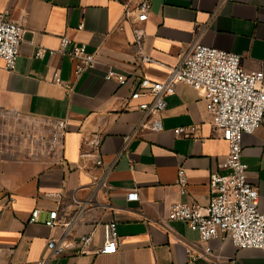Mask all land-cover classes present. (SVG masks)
Masks as SVG:
<instances>
[{"label": "crops", "instance_id": "obj_1", "mask_svg": "<svg viewBox=\"0 0 264 264\" xmlns=\"http://www.w3.org/2000/svg\"><path fill=\"white\" fill-rule=\"evenodd\" d=\"M124 1L0 0V11L23 16L29 29L16 68L5 69L0 59V264H38L47 255L48 239L63 235L86 203L67 233L66 252L49 264H264L263 249L237 248L220 239L210 241L209 257L193 258L189 247L198 242V233L181 221L171 222L173 230L159 223L176 201L210 203V175L228 152L204 91L179 83L166 96L163 128L135 133L143 117L139 102L148 97L131 99L136 81L120 85L105 77L114 68L161 80L167 65L178 63L195 41L240 54L247 69L264 70V0H151L141 25L143 49L152 58L147 62L136 55L130 24L118 28ZM62 36L85 43L96 53L97 67L75 78L71 59L50 53ZM38 47L47 50L42 57L35 56ZM56 72L61 84L54 80ZM11 114L67 120L64 160L13 143L1 128ZM188 125H195V137L174 132ZM92 131L103 138L101 166L81 155L83 135ZM242 161L264 212V119L244 135ZM107 167L108 186L96 187ZM180 167L188 177L185 194L176 184ZM133 190L138 198L129 200ZM36 208L38 220L29 222ZM54 209L62 224L51 228L45 220ZM110 220L118 225L117 251L77 255L80 236L93 232V246L101 244L103 224Z\"/></svg>", "mask_w": 264, "mask_h": 264}, {"label": "built area", "instance_id": "obj_2", "mask_svg": "<svg viewBox=\"0 0 264 264\" xmlns=\"http://www.w3.org/2000/svg\"><path fill=\"white\" fill-rule=\"evenodd\" d=\"M123 6L118 28L123 30L126 23L130 24L138 59L141 62L151 61L152 58L143 49L144 35L141 27L148 19L151 0H125ZM28 32L23 16L0 11V59L5 69L13 71L16 68L21 46L27 40ZM46 52L44 47H38L35 56L42 57ZM56 52L71 59L75 78L85 71L95 69L99 64L96 53L90 52L85 43L67 36L61 37L58 49L50 51L51 54ZM241 59L238 53L195 41L181 54L178 63L167 65V74L161 80L135 73L123 74L114 68H109L105 74L107 79H116L120 85L136 81L137 87L131 91V99L148 97L139 102L138 107L143 117L135 133L142 129L160 131L163 128L162 113L166 107V96L173 94L179 83L204 91L206 109L212 117V123L228 143L224 160L210 175L211 201L206 207L176 201L172 203L167 217L159 220L168 230H173L172 221H181L198 233V242L189 247L193 258L209 257L212 253V239L231 241L237 248L255 247L264 250V212L259 209L260 194L258 187L249 182L247 165L242 161L244 135L255 132L264 119V70L247 69L242 65ZM54 80L59 84L63 82L58 72L54 74ZM64 85L66 88L72 87L71 82ZM15 120L16 123L28 124L27 129L36 140L34 147L37 150L55 155L60 161L64 160L65 139L69 131L67 120L50 116L33 119L18 114L6 115L4 118V121ZM195 128V125L180 126L174 132L195 137ZM102 144L103 138L98 131L83 135L81 155L90 156L97 166L103 165ZM110 168L107 167L103 176L95 181L96 187L108 186ZM176 184L182 194L187 192L188 177L183 167L178 170ZM127 198L137 199L138 191H129ZM9 200H13V196ZM86 204L77 212L74 220L66 223L67 231L63 235L48 239L47 255L38 264H49L52 258L66 252L67 233L82 216ZM39 213V209H34L29 222L37 221ZM45 224L51 228L62 224L57 209L49 212ZM103 228L104 241L101 244L93 246V232L83 234L75 253L98 255L117 251V222H105Z\"/></svg>", "mask_w": 264, "mask_h": 264}, {"label": "rangeland", "instance_id": "obj_3", "mask_svg": "<svg viewBox=\"0 0 264 264\" xmlns=\"http://www.w3.org/2000/svg\"><path fill=\"white\" fill-rule=\"evenodd\" d=\"M28 124L16 123L15 121H4L1 128L5 129L4 134L11 138L13 143L26 146H34L36 140L32 137L30 131L27 129Z\"/></svg>", "mask_w": 264, "mask_h": 264}]
</instances>
